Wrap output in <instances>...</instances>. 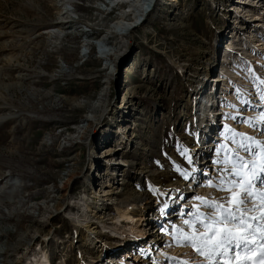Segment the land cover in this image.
<instances>
[{
	"label": "rangeland",
	"instance_id": "obj_1",
	"mask_svg": "<svg viewBox=\"0 0 264 264\" xmlns=\"http://www.w3.org/2000/svg\"><path fill=\"white\" fill-rule=\"evenodd\" d=\"M150 1L0 0V264L19 235L14 264L42 251L53 264H227L181 245L185 220L210 211L198 198L227 199L223 170L237 151L252 158L233 133L264 146V0H155L148 14ZM209 98L203 130L196 108L211 106L195 103ZM138 196L147 235L126 245L116 210ZM257 223L242 264H264Z\"/></svg>",
	"mask_w": 264,
	"mask_h": 264
},
{
	"label": "snow or ice",
	"instance_id": "obj_2",
	"mask_svg": "<svg viewBox=\"0 0 264 264\" xmlns=\"http://www.w3.org/2000/svg\"><path fill=\"white\" fill-rule=\"evenodd\" d=\"M231 118L238 119L237 117ZM241 122L256 128V124L251 120H241ZM260 131L264 135V129H260ZM233 136H240L238 149L248 153L252 158L242 157L237 151L232 157L231 168L223 170L228 173L231 179L221 180L220 184L216 186L219 191L229 193L227 199L208 203L202 198H198L210 211L206 215H197L193 222L185 220V224L193 228L194 232L191 236H185L181 246H191L198 255L209 260L213 257L235 259L238 253L250 251L249 236H254V229L261 227L259 223L254 225L253 221H264V216L248 215L260 211V207H264V163H256L258 153L264 157V146L260 145L255 138L241 133H233ZM233 143L236 141L233 140ZM185 155L187 154L185 153ZM188 161L191 163V157H188ZM223 163L227 164L228 160H224ZM245 168L248 170L250 179L245 177ZM177 171L180 170L177 169ZM181 175L184 179L189 178L186 172H181ZM237 189H240L239 193H237ZM257 202L260 207L257 206ZM229 204L233 206L228 207ZM249 204L252 207H248ZM197 223L204 230V234H201L200 229L196 228ZM238 229H242L248 234L237 235ZM261 239L264 240V237ZM214 264H220V259H215Z\"/></svg>",
	"mask_w": 264,
	"mask_h": 264
},
{
	"label": "bare ground",
	"instance_id": "obj_3",
	"mask_svg": "<svg viewBox=\"0 0 264 264\" xmlns=\"http://www.w3.org/2000/svg\"><path fill=\"white\" fill-rule=\"evenodd\" d=\"M152 1H150L148 4V11H146V12H148V14H150L151 11L153 9H155V7L157 6V2L154 1L152 3ZM123 6H125V5H122L120 7H123ZM247 12H249L248 15H249L250 19L255 20V18H256L255 15H257V13H255L253 10H247ZM129 17H130V15H125L124 19H128ZM205 77H208V76L205 75ZM209 100H210V98H209ZM200 102L201 101L198 99L197 102L195 103L196 104L195 106H197V104L204 105L206 110H207V108H209V106H211L210 109L208 110V114L205 113L204 111H201L202 109H204L203 107H201V109L198 107L196 108L197 111H200V114L198 115V117L196 119L197 123L200 124V126L204 125L202 127L204 130V128L207 129V128H210L212 126V124H211L212 118L210 117L211 120H208V118H207V116L210 115V112L212 110V103H211V100L209 102H206L205 104L203 102L202 103H200ZM251 110L252 109H250V110L248 109V112H249L248 114H251V112H252ZM196 114H197V112H196ZM202 149H203L202 144L196 143L193 147L194 153L197 151L195 156L201 155L200 153H202V151H204ZM141 197L142 196H138L137 198L130 197V198H126L124 200H121L122 205L120 207H117V210H116L118 223H121L124 221L127 225H129L128 229H126V230H128V232H130L131 235L129 234L130 235L129 237H127V236L124 237V241H126V245L131 244L133 242H138L139 237L145 239L146 235H147V232L144 229V227L148 225L149 218H147V214L149 211H151V208L149 207L150 205H148V204L147 205L142 204L143 201H141L139 199ZM101 202H102V199H99V201L95 203L94 208H92V209H95V211L93 210V212H92V213H95V215L99 214V212L97 213L99 208H103L102 211H104L106 209V206ZM94 220H96L94 214L93 215H86V217H84V223H85V225H88L87 228H88V231H90V232L92 231V227L94 226V224H93ZM96 222L97 223L99 222V224H101V223L104 224L101 220H97ZM105 227H106V225H105ZM261 229H263V228H261ZM261 229H258V230L261 231ZM122 236H124L123 232H122ZM255 236H256V234H255ZM23 242H25V235H19L17 245H8L6 253L2 256L3 260H4L3 264H14V261L16 259H14L13 256H14L15 252H17L18 249L24 244ZM132 245L134 246L135 244H132ZM181 250H183V248H180L179 251H181ZM9 253H11L12 255H8ZM40 255L42 257L41 258L42 260L39 262V264H53L52 259L50 258V256L46 252L42 251ZM191 256L194 259L192 247L189 249V256H188L189 259ZM244 256H245V252L244 253H238L236 255L235 259H231V258L226 257V259H227L226 263L227 264H242V262L243 263L245 262V259L248 260V255H246L245 259H244ZM213 258H215V257H213ZM19 260H21V259H19ZM198 261L199 262L197 264H199V263L202 264V262L200 260H198ZM205 263L207 264V263H209V261L205 262Z\"/></svg>",
	"mask_w": 264,
	"mask_h": 264
}]
</instances>
